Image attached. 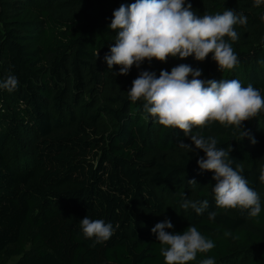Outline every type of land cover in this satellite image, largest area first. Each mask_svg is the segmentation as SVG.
<instances>
[{
  "label": "trees",
  "instance_id": "trees-1",
  "mask_svg": "<svg viewBox=\"0 0 264 264\" xmlns=\"http://www.w3.org/2000/svg\"><path fill=\"white\" fill-rule=\"evenodd\" d=\"M134 2L0 0V80L19 81L11 93L0 89V264L12 258L14 264H164L151 229L165 220L173 224L170 233L195 226L213 241L189 264L209 257L215 264H264V111L244 123L245 138L218 122L192 132L216 138L218 148L231 146L227 162L243 168L260 196L261 212L250 218L217 208L215 174L197 163L205 153L182 131L159 125L143 101L128 98L141 72L159 77L179 64L200 69L205 81L236 79L264 96V4L186 0L199 16L232 9L247 18L235 27L236 41L225 38L238 57L234 69L221 72L209 55L204 62L145 60L122 76L105 61L116 38L110 24L115 10ZM22 138L30 155L9 158ZM186 199L208 200L209 207L197 215L182 207ZM86 216L111 223V238L86 239L80 228Z\"/></svg>",
  "mask_w": 264,
  "mask_h": 264
},
{
  "label": "clouds",
  "instance_id": "clouds-1",
  "mask_svg": "<svg viewBox=\"0 0 264 264\" xmlns=\"http://www.w3.org/2000/svg\"><path fill=\"white\" fill-rule=\"evenodd\" d=\"M186 0H135L131 5H121L113 13L110 29L116 33L110 54L105 56L108 69L119 66V75L126 76L131 68L152 60L166 63L169 58L186 60L194 57L204 62L209 55L219 70L230 71L238 64V57L232 45L226 41L238 39L235 27L245 26L247 18L232 9L222 14L197 15ZM264 0H254L259 7ZM202 71L188 64H179L169 73L162 70L159 77L155 73L143 71L133 80L128 91L132 103L143 101L144 112L155 118L165 129H178L190 138L195 148L205 153V158L197 161L201 171L213 172L215 205L223 210L247 212L256 218L261 212L259 194L249 186L241 174L243 168H233L228 162L232 148L217 147V139L192 134L194 128L202 129L214 123L225 128L234 127L241 131L243 138L248 133L243 130L245 122L264 111V96L251 84L242 86L239 80L201 79ZM191 77V79H189ZM18 79L9 75L0 80V89L9 93L18 87ZM252 143L256 141L253 139ZM182 149L192 151L183 142ZM259 180L264 184V167ZM197 183L195 180L189 184ZM185 210L194 209L202 215L209 207V201L185 200ZM216 212L209 213L215 219ZM118 227V225H117ZM80 228L86 239H94L96 244L106 242L114 233L113 225L102 219L80 220ZM173 224L165 220L156 224L152 233L161 244L160 252L164 264H189L198 253H208L215 245L202 235L195 226H189L182 234L170 233ZM200 264H215L213 258H205Z\"/></svg>",
  "mask_w": 264,
  "mask_h": 264
},
{
  "label": "rangeland",
  "instance_id": "rangeland-1",
  "mask_svg": "<svg viewBox=\"0 0 264 264\" xmlns=\"http://www.w3.org/2000/svg\"><path fill=\"white\" fill-rule=\"evenodd\" d=\"M28 139L26 138H22L21 140L19 141H15L14 143H12L11 147L13 148V150L11 151L10 150V155H9V158H12L14 159V155H25V156H28L30 155L31 153V144L28 143ZM11 148V149H12ZM12 164L14 163L13 161H11ZM31 232H27V236L30 235ZM17 260V258H12L11 261L9 262V264H14L15 261Z\"/></svg>",
  "mask_w": 264,
  "mask_h": 264
}]
</instances>
